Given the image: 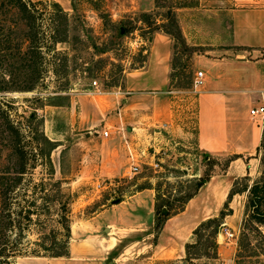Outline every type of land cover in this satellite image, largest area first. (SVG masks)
Listing matches in <instances>:
<instances>
[{
  "label": "rangeland",
  "instance_id": "rangeland-1",
  "mask_svg": "<svg viewBox=\"0 0 264 264\" xmlns=\"http://www.w3.org/2000/svg\"><path fill=\"white\" fill-rule=\"evenodd\" d=\"M53 1L60 2L68 12L69 35L66 41L56 42L54 50L47 54V69L37 78L35 87L13 89L15 84L0 66V176H12L21 164L30 167L31 173H24L20 183L28 185L29 194L19 196L20 202L9 206L18 209V206L30 205L33 199V217L39 216L32 222L22 219V228L0 226L4 233H20L17 245H12L17 247L13 250L15 252L8 253L9 264H82L76 262L81 258H75V253L73 258L31 253L39 248L35 242L39 236L53 232L59 235L63 231L59 223L64 211L60 208V201L67 198V194H70L67 204L71 220L69 245L75 248L81 241L93 243L99 239V244H96L99 248L90 252L93 257H102L98 264H264V225L249 221L247 191L235 193L229 201L227 207L232 212L223 217L216 233L215 256L201 255L189 262L184 260L185 250L184 256L177 259L158 257V253L153 256L154 221L151 226L145 222L149 203H145L138 215L123 216L121 208L114 210L113 220L133 223L128 229L109 225L107 216H99L95 221L90 218L136 188L159 187V192L172 198L193 189L194 178L205 171L219 177L226 171L227 158L232 154L205 157L200 152L197 158L193 154L175 156L174 149L169 154L167 144L156 147L148 142L137 163L139 171L128 178L125 175L129 168L124 171V167L115 163L112 166L117 170L106 168L111 139L108 135L98 136L94 132V129L102 128L106 120L109 122L107 116L110 112L105 108L106 92L124 90L126 73L145 63L156 23L170 26L168 7L172 6L178 20L176 6L180 3L194 4L196 0ZM37 6L47 18L44 23L49 24L47 12L53 6L47 3ZM208 35L213 36L214 32L209 30L204 37ZM171 38L174 69L170 84L181 89L179 94L184 95L183 98L195 95L191 89L194 72L197 69L205 71L200 59L209 56L207 53L213 52L212 47L223 50L224 45L186 42L189 45L186 47L180 39ZM232 48L240 50L239 47ZM15 83L18 85L21 81ZM81 101L85 103V112L81 113L86 124L83 120L79 122ZM97 104L101 110L95 112L94 105ZM187 105L191 106V102L188 101ZM248 106L246 104V108ZM106 127L111 128L108 123ZM85 130H91L92 134L86 136ZM124 130V127L117 128L114 133ZM46 138L53 143L49 145ZM150 146L153 149L154 146L155 149L161 147L164 151L156 152L159 157L154 158L157 166L150 164L152 160L147 162ZM15 147L21 153L19 157ZM117 148V153L122 154V148L119 145ZM242 158L249 163L247 172L230 179V187L240 188L264 176V142L250 159ZM181 165L190 168V174L199 167L201 170L199 175L190 176L182 172ZM57 179H62V183L55 182ZM3 181L12 182L13 179L0 177V187L6 185ZM223 202L213 212L208 210L212 212L210 216L218 214ZM2 213L6 210L1 209L0 202V217ZM135 221H141V224ZM194 238L191 232L187 240L193 241Z\"/></svg>",
  "mask_w": 264,
  "mask_h": 264
},
{
  "label": "crops",
  "instance_id": "crops-1",
  "mask_svg": "<svg viewBox=\"0 0 264 264\" xmlns=\"http://www.w3.org/2000/svg\"><path fill=\"white\" fill-rule=\"evenodd\" d=\"M175 9L186 42L224 45L223 50L212 47L213 52L200 59L201 66L205 67V71L202 69L205 73L203 85L195 95L183 98L184 95L179 94L181 89L170 84V73L174 69L171 64L172 38L162 30H155L149 41L145 63L126 73L124 90L106 92L105 108L110 112L107 116L109 122L106 120L102 128L94 129V132L105 136L101 130L107 128V123L111 126L108 134L111 139L107 157L109 164L106 165L111 171L117 170L113 169L114 163L124 167V171L132 163H138L148 142L156 147L167 144L169 154L174 149L175 156L193 154L197 158L200 152L205 157L210 154L239 155L230 160L222 177L211 175L187 200L184 208L169 216L160 230L154 233L151 243L153 256L158 253V257L177 259L184 256V243L192 229L226 199L230 179L247 172L249 163L242 157L250 159L260 143L264 113L252 115L250 108L264 104V0H196L194 4L176 6ZM209 30L214 35L204 37ZM233 46L240 50H234ZM188 101L191 106L187 105ZM246 104L249 105L247 108ZM84 105L81 101L79 122L83 120L86 124L81 113ZM98 110H101L100 106L94 105V111ZM122 127L125 129L123 132L114 133ZM84 133L86 136L92 134L91 130ZM117 145L122 148V154L117 153ZM155 146L154 149L148 148L147 162L159 159ZM180 168L190 176L199 175L201 170L199 167L190 174L191 169L187 166L181 165ZM155 193L153 186L136 188L90 218L95 221L99 216H107L109 225L128 229L133 223L113 220L114 210L121 208L123 216L138 215L145 203H149L145 222L151 226ZM134 223L141 224V221ZM98 241H81L75 248L69 245L67 257L73 258L75 253V258H81L76 262L98 264L102 257L90 254L99 248L96 245Z\"/></svg>",
  "mask_w": 264,
  "mask_h": 264
},
{
  "label": "trees",
  "instance_id": "trees-1",
  "mask_svg": "<svg viewBox=\"0 0 264 264\" xmlns=\"http://www.w3.org/2000/svg\"><path fill=\"white\" fill-rule=\"evenodd\" d=\"M40 3H47L53 6L47 12L50 21L49 24L47 22L44 23L47 18L43 17L42 10H39L37 6ZM186 4L188 3H180L177 6ZM171 7H168L167 11L170 26L156 23L154 29L162 30L171 37L180 39L188 47L189 45L186 43L179 22L175 17V12ZM68 26V12L58 1L0 0V66L2 67L3 73L7 74L12 83L15 84V86H12L13 89L29 90L35 87L37 78L42 76L47 69L45 63L47 54L54 50V44L56 42L67 40L69 35ZM171 64L174 68L172 61ZM170 76L172 78L173 72L170 73ZM18 77L20 78L18 79ZM18 81H21V83L16 85L17 83L15 82ZM46 142L49 145L53 143L52 140L47 138ZM263 142L264 127L257 151ZM15 149L19 157L21 153L17 150V147ZM237 156L239 155L236 153L230 155L227 158L226 167L230 160ZM28 169L30 167L21 164L14 170L12 176H0L1 178L13 179L12 182L3 181L2 183L6 185L0 187L1 209L6 210V213H2L0 217L1 228L8 226L22 228V219H25V222H32L33 219L39 218L38 215L33 217L34 209L31 207L35 204L33 199L30 201V205L18 206V209L10 208L11 203L20 202L18 199L19 196H27L29 194L28 185H20L23 174L31 173ZM210 176L211 171H205L203 175L194 178L193 189L172 198L169 195H165L164 192H159V187H155V234L160 230L169 216L184 208L187 200L198 191ZM55 182L62 183V179H57ZM242 191H247L246 209L249 221L264 225V176L253 180L250 184L246 183L240 188H236L233 185L230 187L226 199L223 202V207L219 209L218 214L202 219L192 229V236H195L194 240H187L184 243V260L186 262H189L193 257L196 258L201 255H206L209 258L215 256L216 233L218 232L223 217L232 212L231 208L227 207L229 201L235 193ZM69 196L70 194H67V198L60 201V208L64 209L59 219L63 231L59 235L53 232L51 234L44 233V235L39 236L38 240L35 241L39 248L33 249L31 251L32 255H69V240L71 236V220L68 214L69 206L67 207ZM19 237L20 233L18 232L4 233L3 230L0 231V264H9L8 253L13 254L15 252L13 250L17 247H13L12 245H17L16 241Z\"/></svg>",
  "mask_w": 264,
  "mask_h": 264
},
{
  "label": "built area",
  "instance_id": "built-area-1",
  "mask_svg": "<svg viewBox=\"0 0 264 264\" xmlns=\"http://www.w3.org/2000/svg\"><path fill=\"white\" fill-rule=\"evenodd\" d=\"M205 79V73L202 69H197L194 72V75L192 77V81H191V89L196 92L198 91V89L203 85ZM94 84H96V81H93ZM250 113L252 115H257V114H262L264 113V104H259L256 105L254 107L250 108ZM110 130L108 128H103L101 130V133L105 136H107L109 134ZM153 148V147H152ZM156 152L161 153L164 152L163 149L161 147H159L158 149H156ZM151 165L153 166H157L158 162L154 159L153 161L150 162ZM139 171V167L137 163H132L129 167L128 172L126 173V177L131 178L136 172Z\"/></svg>",
  "mask_w": 264,
  "mask_h": 264
}]
</instances>
